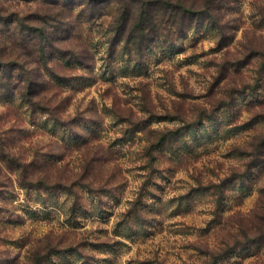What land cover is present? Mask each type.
<instances>
[{
  "label": "rangeland",
  "instance_id": "rangeland-1",
  "mask_svg": "<svg viewBox=\"0 0 264 264\" xmlns=\"http://www.w3.org/2000/svg\"><path fill=\"white\" fill-rule=\"evenodd\" d=\"M221 3L153 5L137 55L91 0H0V64L40 70L32 105L0 66V264H264V0Z\"/></svg>",
  "mask_w": 264,
  "mask_h": 264
},
{
  "label": "trees",
  "instance_id": "trees-1",
  "mask_svg": "<svg viewBox=\"0 0 264 264\" xmlns=\"http://www.w3.org/2000/svg\"><path fill=\"white\" fill-rule=\"evenodd\" d=\"M139 1L140 2H138V9H136L137 13H133L136 16L130 18L132 11L129 10L127 3H124L123 1L119 2V8L116 10L118 15L113 17L112 13H110L111 11H108V8L111 7L110 9H115V4L117 3L115 0H91V3L101 6L102 11H105L100 15L101 17L109 16L110 18H113L115 22H118L119 25L122 24V22H126L125 26H127H124L120 34H126V42L129 43V48L127 49L130 51L133 46L137 55H141L144 51L143 42H153L159 40L160 35L155 33V29H157L156 14L153 13L151 9L153 8V5L156 4H159V8L163 11V16H161V22L163 21V24L170 21V18L172 26H178V24H180L179 26H182L183 23H181V21L187 17V24H190L191 20H198L200 22H208L207 24H209L212 28H219L216 13L217 10H219V8L221 7V2L223 0H201L200 4L194 1L189 3L186 0H155L153 4L151 0ZM120 3L122 4L120 5ZM59 4L60 0H55V5L58 6ZM129 12L131 13L130 15ZM165 17H167V19H164ZM164 20L166 21L164 22ZM54 35L55 33H51L47 34L46 36L47 38L51 37L52 40V37H54ZM40 52L42 56L46 54L44 50H41ZM261 56L262 58H264V54H262ZM0 66L3 70L2 73L7 76V82L9 81V83H14L16 79L22 78L21 80L26 83V87L23 89V91L21 89V86L17 87V93L21 94L23 97H29L30 99L28 102H30V104H38L37 102L33 104L34 101H31L34 100L33 98L37 93L36 80L34 79V77H32V74L35 73L34 70H36L39 74L40 70H37V68H31V71H29L27 67L26 69H24L25 66L21 65L20 62H4L1 63ZM6 68H8L7 71H4V69ZM15 72H17V74ZM18 72H22V76H20ZM9 83L5 85L7 86V88Z\"/></svg>",
  "mask_w": 264,
  "mask_h": 264
}]
</instances>
